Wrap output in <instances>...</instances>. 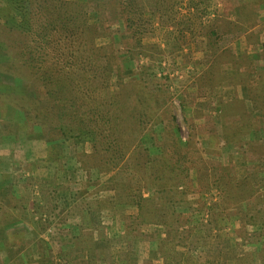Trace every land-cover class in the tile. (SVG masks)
I'll return each mask as SVG.
<instances>
[{"label": "rangeland", "instance_id": "rangeland-1", "mask_svg": "<svg viewBox=\"0 0 264 264\" xmlns=\"http://www.w3.org/2000/svg\"><path fill=\"white\" fill-rule=\"evenodd\" d=\"M62 1L65 5L57 6L59 9L50 8L51 20L62 16L63 21L66 18L71 23L83 11L91 30L87 27L85 31L84 23L78 27L80 30L70 27L66 33L73 36L68 40V49L60 51L61 56L67 54L71 67L78 55L82 62L92 59L101 65L99 49L108 48L106 54L112 52L119 67L113 73L109 95L120 120L130 121L132 133L136 131L137 112H131L134 108L130 107L138 104L134 87H141L144 104L149 101L148 106L155 104L156 110L153 115L146 113L140 135L136 141H128L130 148L116 165L98 164V160L89 157L95 148L93 134L65 130V134L50 136L47 124L41 123L40 128L27 123L16 107L30 111L31 103L17 102L7 94H20L25 91L23 86L9 81L3 73H7V68L0 70V264L19 259L31 233L38 234L41 227L44 233L40 234L61 244L56 239L67 231L63 212L45 210L42 195L59 201L65 193L72 201L81 198L86 206L93 205L85 211L88 228L94 229L92 233H96V225L102 230V238L108 243L104 245L115 248L114 244L126 237L131 242L139 240L142 245L152 244L156 251L154 264H164L167 255L170 264H262L264 156L260 154L264 146L261 148L259 143L264 140V130L236 136L234 132L225 134L223 126L228 117L227 124L246 118L245 115L253 119L264 116L263 108L252 97V91L257 96L258 87L264 86V74L256 73L264 68V60L256 57L257 51L264 52L260 42L264 0H134L135 8L144 10V22L148 24L139 30L143 33L139 36H134V28L128 30L115 0ZM28 3L0 0V39L6 41L4 26L29 29ZM37 5L44 7L39 2ZM97 8L105 15L107 25L101 22ZM59 27L63 29L62 25ZM54 38L60 46L56 34ZM84 39H91L92 43L87 44ZM18 43L25 51L26 46L33 45L38 54L43 52V43H33L25 34ZM3 44L0 43V62L12 61L4 55L7 44ZM47 51L52 53L54 49L49 47ZM86 63L81 67L87 71ZM27 72L25 68L22 77L30 86ZM248 75L255 77L252 83L248 82ZM78 79L79 86H87L83 76ZM99 98L93 96L94 100ZM235 101L242 104L238 103V109L228 105ZM125 106L129 113L123 114ZM245 140L250 144L241 150ZM119 143L113 144V150L120 148ZM45 155L47 162H60L68 169V183L59 194L54 191L56 187L39 183L37 162ZM162 161L170 165L179 162L180 171L161 166ZM220 167L227 170L218 171ZM235 180L246 186L235 188ZM174 184L178 195L170 188ZM215 185L225 189L222 196ZM20 194L24 197L19 202ZM249 197L256 203V210L237 206L236 199L246 203ZM96 203L99 204L95 206ZM56 206L50 209L61 210L60 204ZM115 206H119L122 215L115 213ZM76 222L88 232V243L101 237V232L91 234L78 217ZM52 228L57 229L53 238ZM170 230L178 231L175 236H166ZM168 239L170 242L163 245ZM88 250L91 248L83 249V256ZM93 252L96 256L95 249Z\"/></svg>", "mask_w": 264, "mask_h": 264}, {"label": "trees", "instance_id": "trees-1", "mask_svg": "<svg viewBox=\"0 0 264 264\" xmlns=\"http://www.w3.org/2000/svg\"><path fill=\"white\" fill-rule=\"evenodd\" d=\"M29 1V14H28V23L29 29L24 30L20 28H15L9 26H4L2 30L7 32L6 41L0 39V43L7 44V50L5 51V56L7 58H12V61L7 59V61L0 62V70H7V73L4 71L5 76L9 79L11 83L21 84L23 86L24 92L17 94L15 92L7 93L8 95L14 97L17 102H29L30 111L28 109H24L21 107H16V109H20L25 117L27 123L32 126L39 125L41 128V123H45L48 125L49 132L55 136L62 135L65 130L68 132L77 133H91L94 135V152L93 155L89 156L90 159H93L98 164L105 165H116L118 161H120L124 154L129 150V146L127 145L128 141L132 138L134 141L140 135L141 127L144 125L146 113L149 115H153L155 112V104L153 107L148 106V102L144 104L141 94V87H134V96L137 98V105L131 106V112H137L135 115L136 118V131L132 133L130 130L132 127L130 125V121L127 119L118 116L117 106L113 103V98L109 95V86L113 76L115 73L116 66L119 67L118 64H115L113 61L112 52L110 54H106L105 52L108 48L99 49L101 51V65H96L97 61H93L91 58V62H82L81 56L78 55L76 63L71 67V63L69 62V57L66 55H62L61 50L68 49V40L73 36V34H68L66 31L70 32V27L72 30L79 29V26H82V23L85 31L88 27V30H91V26L86 20V14L81 11L80 15L78 13L71 20V23L67 21H63L62 16L56 17L51 20L53 13L50 11V8H57L59 5H65V2L62 0L59 1H51L50 0H28ZM102 3V0H98V2ZM117 5L120 7L122 14L125 17V22L128 30H132L134 28V36H139L143 33H138L139 30H142L148 24H145L144 20L146 15H143V12L138 10L134 6V0H115ZM125 1L124 3H122ZM37 2L44 5V7H40L37 5ZM63 2V3H61ZM98 2L97 5H98ZM61 3V4H59ZM94 2V4H96ZM93 4V5H94ZM46 5V6H45ZM96 5V6H97ZM88 7V4L85 5ZM97 14L104 24L107 25V19L105 15H103L97 8ZM60 25L63 26L59 27ZM138 26L136 29L135 27ZM27 35L31 42L35 43L37 41H41L43 43V52L38 54V50L36 46L28 45L26 46V51L24 47H20L18 43V39L21 35ZM57 35L61 45L59 46L55 42L54 35ZM37 37V39L35 38ZM21 42V41H20ZM84 42L87 44H91V39H84ZM3 44V45H4ZM49 47H53L54 52L50 53L48 50ZM104 50V51H102ZM103 52V53H102ZM105 53V54H104ZM104 54V55H103ZM103 56H106L103 58ZM86 63L88 69L82 68L81 66ZM93 65V66H92ZM95 65V66H94ZM3 67V69H2ZM25 68L29 71L26 74L30 76V86L26 85V82L22 76L25 74ZM2 72V71H1ZM83 76V83L86 82V87H81L77 83V79ZM13 80V81H12ZM79 80V79H78ZM40 82V83H38ZM249 83H252L248 81ZM38 83V85H36ZM80 83V81H79ZM95 85L93 89L92 86ZM122 82L120 83V85ZM252 97L255 100V103L259 104L261 108L264 110V86H259L257 90V96L254 91H252ZM97 93V94H95ZM145 94V92H144ZM100 96L99 99L94 100L93 96ZM125 100H128L129 97L125 95ZM90 98V100H88ZM149 100H151L149 98ZM240 102L235 101L233 104H228L230 106H235L236 109L239 108ZM15 106V104L13 102ZM257 104V105H258ZM152 105V104H151ZM240 105H242L240 103ZM229 107L228 109H231ZM238 111V110H237ZM235 112V111H234ZM120 113V112H119ZM129 113L128 109L125 106L123 110V114ZM246 118L230 120L228 123L229 117L227 121H224V129L225 134L228 132H234L233 134L236 136H240L245 133L247 135L252 133H257L259 131L264 130V116L258 119H253L254 117L245 115ZM173 119V118H172ZM120 120V121H119ZM159 121V119H157ZM157 121V122H158ZM122 131V132H121ZM65 134V133H64ZM123 134V135H122ZM225 139L229 140L230 136L224 135ZM233 137V136H231ZM171 138L173 137V133L171 132ZM118 141L120 142V148H115L113 150V144ZM245 145L240 147L241 150H246L247 145L250 144L249 141H244ZM126 144V145H125ZM260 147L264 146V140L259 143ZM188 147V145H187ZM113 150V151H112ZM112 151V152H111ZM110 153V154H109ZM108 154V155H107ZM260 156H264V150L260 154ZM161 166L169 168L172 172H178L180 164L179 162L170 164H164L162 161ZM163 170L165 168H162ZM227 170L225 167L218 168V171ZM235 178H233L234 181ZM209 186V184H207ZM214 186V185H213ZM216 186V185H215ZM246 186V183L236 181L235 180V188ZM202 187L204 185L202 184ZM220 191V195L224 194L225 189L222 187L216 186ZM172 192H175L176 195L180 194V192L176 189V184L170 185ZM206 191V190H205ZM234 191L233 187L231 189V193ZM237 206L243 208L244 210L247 208V211L256 210L255 202L251 199L238 200L236 199ZM146 205V204H145ZM216 205V204H215ZM141 209H145V207L140 204ZM143 207V208H142ZM171 229V228H169ZM171 231V230H170ZM178 230H173L166 234V236H175ZM166 236L163 238L166 239ZM170 239V238H169ZM164 241L163 245H167ZM161 243V249H162ZM185 260L186 257L184 256ZM260 259L262 264H264V251L260 255ZM164 264H170V257L167 255L164 260ZM177 264H180L179 262Z\"/></svg>", "mask_w": 264, "mask_h": 264}, {"label": "crops", "instance_id": "crops-1", "mask_svg": "<svg viewBox=\"0 0 264 264\" xmlns=\"http://www.w3.org/2000/svg\"><path fill=\"white\" fill-rule=\"evenodd\" d=\"M261 13H264V6H263ZM263 20L260 23V30H261L260 42H261V46L264 49V21ZM256 53H258L256 57H261L264 60V52L261 53L257 51ZM253 57L255 56H252V58ZM259 72H262L264 74V68L257 69L256 73L259 74ZM254 78H253V75H250V76L248 75V81L253 82ZM243 88L245 87L243 86ZM244 98L246 99V97ZM245 103H246V100H245ZM45 149L42 150V153L40 156L44 154ZM40 158H41L40 161L37 162L38 163L37 165L38 174L40 175L39 183L45 187H46L45 184H47L48 187L51 186V188L56 187L57 190L54 189V191L55 192L58 191V194L59 192L61 193L62 189L64 188L63 185H67L66 183H68L66 180V174H65V173H68L67 167L65 168L63 163H60V162H53V163L47 162L46 155L45 157H40ZM23 197H24L23 194L17 195L18 201L20 202ZM61 197L59 201H56L55 199L54 200L49 199L47 195H42V200L44 202L43 204L46 205V208H47L45 210L63 212L62 214L63 224H64V228L67 229V231L66 233L62 232L64 236L61 234V236L56 239V241L61 240L60 241L61 244L59 245L56 242L53 243L54 239L48 240L49 238L47 235L45 236V235L40 234V233H44L42 232L43 228L41 227L38 234H36V232L31 233L32 234L31 239H27V243H25L26 249L24 252H22L19 255V259L13 258L12 261L10 259H7V264L8 263L10 264L12 262L15 263L16 261L17 262L15 264H154L155 263L156 251L152 244L144 243V245H142L139 240L131 242V241H128V237H126L124 240H119L117 242V245L114 244L115 246H117L115 247L117 248V250L115 251L114 247H109V246L104 245L108 243L103 240L102 230L99 229L97 225H96V229H97L96 233L101 232V237L100 238L97 237V240L93 239L90 243H88L87 242L88 238L86 237L87 231H85V227H83L82 229V227L76 226L77 224L76 220L78 217L81 220V223L86 225V229L88 231H91V234H96L94 232L92 233V230L94 229L88 228L89 225H88L87 219L89 218H88L87 213H85V211H87L86 208L87 207L90 208L93 205L86 206L85 201H83L81 198H79L76 201L74 200L72 201L68 193L62 194ZM66 199H69V201ZM39 202H40V199H39ZM55 202L56 204H54ZM61 202H63V204ZM58 204H60L61 207L59 206V208L61 210L50 209L51 207H54V208L57 207L56 205ZM98 204L99 203H96L95 206H97ZM101 208L103 209V207ZM41 210H43V208ZM113 210L117 214H120V215L123 214L120 211L119 206L113 207ZM22 212H24L23 208H22ZM65 217H68V219L66 220ZM58 221L60 223L62 222L61 219H58ZM119 226L122 230H124L125 226L123 222L120 221ZM128 228H129V225H127V228L125 230L126 233L129 232ZM26 229L27 227L24 226L23 230L26 231L27 233L28 229L27 230ZM51 230L52 231L54 230V232L51 233V237L53 238V236L55 235V230L57 229L52 228ZM67 232H69L70 234ZM82 232H84V234ZM34 234L38 235V240L36 239ZM93 241H96V242H93ZM88 247L91 248V251L88 250L86 254L83 256V249L88 248ZM94 249L96 250V256L94 255V252H93ZM30 252L32 254H30ZM98 255L100 256L98 257ZM58 258H61V259L55 261V259H58Z\"/></svg>", "mask_w": 264, "mask_h": 264}]
</instances>
